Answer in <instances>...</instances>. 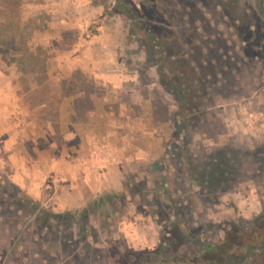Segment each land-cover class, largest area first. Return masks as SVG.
<instances>
[{
    "label": "rangeland",
    "instance_id": "rangeland-1",
    "mask_svg": "<svg viewBox=\"0 0 264 264\" xmlns=\"http://www.w3.org/2000/svg\"><path fill=\"white\" fill-rule=\"evenodd\" d=\"M128 1L138 10L145 2ZM92 2L0 0V76L13 78L0 80V115L6 109L25 139L42 128L39 148L60 151V96L83 95L72 120L82 124L94 95L111 113L103 131L126 149L122 191H83L86 207L65 208L58 154L21 159L14 132L0 134V264H185L232 227L249 230L264 211V0L158 2L161 25L189 44L185 53L204 88L184 95L159 78L115 0ZM88 10L98 18L87 20ZM97 35L108 44L105 75L114 58L124 65L118 90L72 67L78 57L88 60ZM90 150L97 164L116 154L108 145ZM17 172L25 188L14 181ZM99 199L105 203L94 206ZM85 209L91 214L81 230L40 216Z\"/></svg>",
    "mask_w": 264,
    "mask_h": 264
},
{
    "label": "crops",
    "instance_id": "crops-1",
    "mask_svg": "<svg viewBox=\"0 0 264 264\" xmlns=\"http://www.w3.org/2000/svg\"><path fill=\"white\" fill-rule=\"evenodd\" d=\"M87 12L89 13V10ZM86 18L89 21H94L98 18V15L94 12H90ZM101 29L103 28L100 27L98 30ZM94 38L95 39L91 43L92 46L90 47L91 52L87 56L88 60L82 61L79 60L78 57V60L71 62L73 65L72 67H75L76 69H83L82 71L86 70L85 68H87L92 73L89 74L90 79H92L97 85L104 86L105 83L110 81L113 85V88L118 90V82L121 76L118 74V70L123 73L124 65L122 61L120 62L119 59L114 58L115 61H112L109 66L112 69L114 65V68L112 71H110V73L115 72V74H112V76L109 77L108 75H110V73L108 72V74L105 75L100 65L106 63L104 60H102L104 58L102 55L103 52H106L108 44L105 42L104 35H97ZM93 53L96 54L97 57L95 58L97 61L93 58ZM117 54H119V51ZM83 65H85V67H83ZM61 77L63 76L61 75ZM66 78H68V76H66ZM11 79L13 78L5 74H2V77L0 76V80L11 81ZM116 93H118V91H116ZM0 95H2L1 92ZM82 97L83 95H73L72 97L64 96L63 99L62 96H60V129L63 132L62 136L64 138V144L60 151L56 145H50L48 149L39 148L38 142H40L44 137V135L42 136L41 134L43 132L42 128L41 130L39 129L40 137H37L36 134L35 138L33 136L32 139H25V137L21 136L23 129L21 130V127L17 123L13 124L10 121L11 116L5 113L7 111L6 109H4V115H0L1 136L5 133L10 135L11 132H14V137L16 136V145L19 148L17 151L18 156L16 157L21 159H27V157L29 159L33 158L38 162L42 159L47 160L51 154H58L59 162L61 163L60 172L62 174V179L60 180L61 185L59 187L61 188L62 196L58 198L65 208L70 210H78L80 208L86 207V201L82 196L83 191L91 193L92 196H97L100 192H107L110 190L122 191L123 188V175L120 173V169L125 163L123 162L125 158L123 159L122 157H124L126 154V149L125 147L120 148L119 144H121V142L113 141L110 133L108 135V132L106 134V132L103 131V126L107 125L108 121L106 120L111 114L108 113L109 107L104 105L102 108H100V102L98 103L95 96L92 95L88 98V100L89 102H92L94 106L85 111L84 122L82 124H73L72 120L76 117V114H78L75 103L78 99H85ZM106 101H111V98L106 96L104 98V102ZM8 122L11 123V130L8 129ZM126 126L130 127L129 124L127 125V123ZM33 128L34 127H32V129ZM51 129L52 128L49 130L51 131ZM45 134L47 133L45 132ZM74 141L77 143H74ZM91 144L108 145L109 148H111L116 154L109 158L108 161L105 160L104 163L97 164L95 163L96 160H94V155H90L95 153H92L90 150ZM25 145H30L31 150H26ZM127 161L129 162L130 159ZM53 162L56 165V161L54 160ZM107 162H110V164L108 165ZM13 176L15 179L14 181H16L21 187L25 188L27 186L26 181V185L24 184L25 186L22 184V180H24L25 177L20 172H17Z\"/></svg>",
    "mask_w": 264,
    "mask_h": 264
},
{
    "label": "trees",
    "instance_id": "trees-1",
    "mask_svg": "<svg viewBox=\"0 0 264 264\" xmlns=\"http://www.w3.org/2000/svg\"><path fill=\"white\" fill-rule=\"evenodd\" d=\"M107 1L93 0L92 4L95 6H105ZM160 1L145 0L140 10L128 0H115V3L122 17L129 23L128 34L130 37L135 39L137 47L147 53L149 55L148 58L153 59L155 65L160 68L159 78L162 77L163 81L168 85H175L174 90H172L174 93L180 92V94L184 95L195 85L199 88L198 92L202 94L204 88L201 86V78L196 79L197 74L198 76L200 75L196 69L192 68L193 63L185 53L187 51L186 47H189V44L183 42L179 31L177 33L172 30L173 27L168 29L165 24L161 25L165 16L160 14L161 5L158 6V2ZM164 2L165 4L163 5L167 6L166 0ZM166 72L170 73V78L166 76ZM106 200L111 202L112 199L110 196H107ZM93 203L94 206H102L105 201L99 199ZM87 209L79 213L47 214L43 212L40 216L44 215V218L49 222L53 221L61 226L63 223L71 228L74 225L78 226L81 230L84 226L82 222L91 214ZM85 233V231L83 233L79 231L77 236L85 240L87 239V234ZM73 236V233L70 232L69 241L73 240ZM254 263L264 264V211L257 217L249 230L232 227L230 231L226 232L223 241L217 244L212 242L204 244L198 256L185 262V264ZM161 264L168 263L163 262Z\"/></svg>",
    "mask_w": 264,
    "mask_h": 264
}]
</instances>
